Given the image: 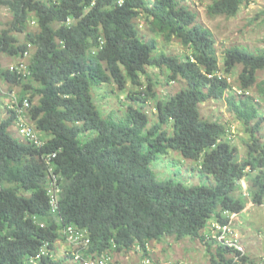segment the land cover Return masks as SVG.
I'll return each mask as SVG.
<instances>
[{
    "label": "trees",
    "instance_id": "trees-1",
    "mask_svg": "<svg viewBox=\"0 0 264 264\" xmlns=\"http://www.w3.org/2000/svg\"><path fill=\"white\" fill-rule=\"evenodd\" d=\"M185 2L0 0V7L14 14L11 29L0 31V57L18 62L30 54L26 73L4 68L0 58V77L23 86L18 95L30 100L26 113L40 139L15 136L11 128L18 116L7 106L3 117L0 106V264H82L87 256L115 257L138 247L142 257H150V242L166 236L207 242L203 231L212 220L227 223L226 212L246 209L243 180L251 201L264 204V80H258L264 48L258 53L231 48L221 68L213 31ZM244 2L213 0L209 14L233 16ZM31 14L36 32L27 29ZM142 14L151 31L166 41L178 39L189 53L183 58L156 54L157 41H147L136 23ZM14 30L26 32V41L20 43ZM238 65L237 90L228 75ZM147 66L166 69L168 82H186L157 100L153 124L144 105L158 93ZM128 82L138 88L129 90V98L141 105L129 104L123 115L105 114L97 88L113 83L124 91ZM221 98L248 134L243 159L229 137H235L232 130L202 115L203 102ZM171 151L198 162L200 173L214 181L189 186L160 179L153 163ZM54 181L56 193L50 189ZM68 226L86 233L88 245L71 243ZM60 240L76 248L57 258ZM247 259L220 242L210 264H246Z\"/></svg>",
    "mask_w": 264,
    "mask_h": 264
},
{
    "label": "rangeland",
    "instance_id": "rangeland-1",
    "mask_svg": "<svg viewBox=\"0 0 264 264\" xmlns=\"http://www.w3.org/2000/svg\"><path fill=\"white\" fill-rule=\"evenodd\" d=\"M212 2L213 0H186L185 3L198 13L199 22L213 31L221 68L224 65L225 55L231 48L244 47L257 53L264 48V0H245L233 16L209 14L208 6ZM13 19L14 14L7 6L0 7V31L11 29ZM136 23L141 35L147 41L152 39L157 41L158 50L156 54L164 52L183 58L189 53V50L178 39L174 38L171 41H166L162 34L151 31L145 15L142 14L136 20ZM27 29L33 32L39 30L33 14H31L28 20ZM11 33L15 34L20 43L26 41V32L23 33L14 30ZM34 51L35 49H33ZM0 58L4 68L17 61V57L7 54H1ZM23 59L28 66V58ZM241 69L242 66L238 65L228 75L229 80L237 90ZM147 70L148 75L153 78L155 89L158 93L156 98H150L144 105L153 124L157 120V100H166L185 87L186 82L183 80L168 82L167 73L169 72L166 69L161 70L154 66H147ZM221 73L224 74L223 70H221ZM142 80L146 81V76H143ZM258 80H264V69L258 71ZM22 88V85L9 84L5 79L0 77V106L3 117L7 116V100L10 94H19ZM130 89L133 91L138 90L130 82H128V88L124 91L119 90L117 85L113 83L104 84L100 88H97V100L104 113L108 114L114 110L119 115H123L129 104L135 103V105H141L138 101L134 102L129 98ZM251 92L255 94L254 89ZM30 95L31 91L27 93V96ZM38 98V96L35 97L34 102H37ZM201 112L205 119L218 120L232 130L235 136L232 139V143L238 147L239 159H243L247 154L244 139H248V134L242 123L229 110L227 100L221 98L203 102L201 104ZM261 112L264 115V99H261ZM33 126L35 125L33 124ZM169 130L172 132V127H169ZM11 131L15 136L20 137L15 125L11 128ZM261 135H264V122L262 123ZM198 166V162L185 159L179 152L175 151H171L167 156L161 157L153 163V167L160 179L172 178L189 186L210 184L213 182L214 180L211 176L209 177L200 173ZM242 185L247 195L248 204L246 209L238 214L236 219V228L238 233H240V235L238 234L240 238L238 241L241 248L244 249L245 255L248 256L246 264H264V204L255 205L249 197L247 190L248 182L243 180ZM209 240L212 241L211 246L207 245L208 239L205 242L191 236L181 240L176 239L174 236H166L161 240L150 242V245L147 246V253L158 262L178 261L183 264H210V256L216 251L218 243L213 241L214 239L212 238ZM69 246L75 250L69 241L60 240V242H57L55 250L57 258L67 256V248ZM141 249L137 248V250L129 253H116L114 259L118 264H143L142 261L144 258L142 257V253L137 252L144 253V250Z\"/></svg>",
    "mask_w": 264,
    "mask_h": 264
},
{
    "label": "built area",
    "instance_id": "built-area-1",
    "mask_svg": "<svg viewBox=\"0 0 264 264\" xmlns=\"http://www.w3.org/2000/svg\"><path fill=\"white\" fill-rule=\"evenodd\" d=\"M29 52L26 53L24 58L29 57ZM10 69L12 71H16L17 73H26L28 72V66L26 65L24 59L19 60L16 63L11 64ZM7 106L9 110H14L18 116L16 120V128L18 131L19 136L26 140L34 141L39 143V135L37 134V131L34 129V126L29 120V117L27 116V109L31 106L30 100L25 97L23 100H20V96L17 93H11L9 99L7 100ZM232 137V135H231ZM233 138V137H232ZM57 182L54 181V183L51 186V191L56 193L59 192L60 189L55 186ZM52 207L53 209H57V197L53 195L52 198ZM228 213L227 216H229V220L227 223H222L219 220H212L209 227L205 230V235L207 239H214L217 243H223L225 245L234 247L238 249L242 254H244V249L241 248L239 244V235L238 230L236 228V222L235 220L238 217L237 213ZM65 233L68 235V239L71 243L75 245H80L82 243L88 245L89 239L86 238V233L76 229L73 226H68L65 229ZM239 234V235H238ZM140 248V247H138ZM141 249V248H140ZM142 250V249H141ZM139 253L143 252L137 251ZM143 264H183L174 262V261H155L152 257L145 256L143 257ZM77 259H80V256L77 255ZM82 264H118V262L115 261L114 257L111 254H104L102 256H87L86 258H82L81 260Z\"/></svg>",
    "mask_w": 264,
    "mask_h": 264
},
{
    "label": "crops",
    "instance_id": "crops-1",
    "mask_svg": "<svg viewBox=\"0 0 264 264\" xmlns=\"http://www.w3.org/2000/svg\"><path fill=\"white\" fill-rule=\"evenodd\" d=\"M59 242H60V241H59ZM72 248H76V247H75V246H74V247L72 246ZM67 249H68L67 251L71 250L70 246H69Z\"/></svg>",
    "mask_w": 264,
    "mask_h": 264
},
{
    "label": "clouds",
    "instance_id": "clouds-1",
    "mask_svg": "<svg viewBox=\"0 0 264 264\" xmlns=\"http://www.w3.org/2000/svg\"><path fill=\"white\" fill-rule=\"evenodd\" d=\"M229 137H230L231 139H233V138L231 137V135H229Z\"/></svg>",
    "mask_w": 264,
    "mask_h": 264
}]
</instances>
